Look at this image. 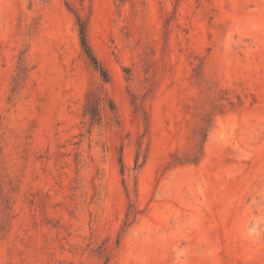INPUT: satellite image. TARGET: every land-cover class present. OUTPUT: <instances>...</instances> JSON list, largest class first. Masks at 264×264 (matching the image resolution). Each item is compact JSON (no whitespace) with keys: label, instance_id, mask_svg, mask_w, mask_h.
Wrapping results in <instances>:
<instances>
[{"label":"rangeland","instance_id":"rangeland-1","mask_svg":"<svg viewBox=\"0 0 264 264\" xmlns=\"http://www.w3.org/2000/svg\"><path fill=\"white\" fill-rule=\"evenodd\" d=\"M0 264H264V0H0Z\"/></svg>","mask_w":264,"mask_h":264},{"label":"trees","instance_id":"trees-1","mask_svg":"<svg viewBox=\"0 0 264 264\" xmlns=\"http://www.w3.org/2000/svg\"><path fill=\"white\" fill-rule=\"evenodd\" d=\"M78 22L80 26V35H81V42L82 46L94 64L95 68L100 71L102 77L104 80L108 81L109 80V74L107 69L101 64L97 56L92 50V47L89 43L88 40V34H87V23L84 21L80 16H78ZM104 101H108L110 108L112 109L113 112L116 111V104L112 97L108 96L105 94L102 90H93L88 93L87 99H86V105H85V114L89 115L91 124L99 123L102 120V108L101 104ZM202 142L205 141V132L203 131L202 133ZM203 155V144L198 147L197 151H194L192 154L187 155L186 157H177L175 155L174 162L176 163H198ZM130 216V212H129Z\"/></svg>","mask_w":264,"mask_h":264}]
</instances>
